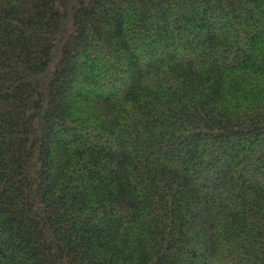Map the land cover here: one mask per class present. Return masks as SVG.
<instances>
[{"label":"trees","instance_id":"16d2710c","mask_svg":"<svg viewBox=\"0 0 264 264\" xmlns=\"http://www.w3.org/2000/svg\"><path fill=\"white\" fill-rule=\"evenodd\" d=\"M0 264H264V0H0Z\"/></svg>","mask_w":264,"mask_h":264}]
</instances>
